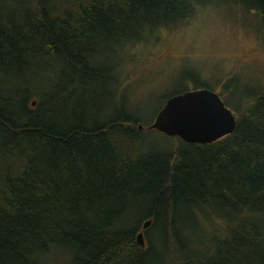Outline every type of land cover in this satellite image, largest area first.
<instances>
[{
  "label": "trees",
  "instance_id": "trees-1",
  "mask_svg": "<svg viewBox=\"0 0 264 264\" xmlns=\"http://www.w3.org/2000/svg\"><path fill=\"white\" fill-rule=\"evenodd\" d=\"M220 6L264 29V0H0V264H264V93L199 145L123 84L130 47Z\"/></svg>",
  "mask_w": 264,
  "mask_h": 264
},
{
  "label": "rangeland",
  "instance_id": "rangeland-1",
  "mask_svg": "<svg viewBox=\"0 0 264 264\" xmlns=\"http://www.w3.org/2000/svg\"><path fill=\"white\" fill-rule=\"evenodd\" d=\"M229 8L244 11L231 6L202 9L187 27L173 32L163 29L126 51L121 72L127 102L140 106L147 122L166 99L194 90L202 82L219 93L234 115L237 100L248 93H264L260 16L249 11L234 17ZM103 61V68L112 72L113 56L107 54ZM114 96L116 102L120 100L118 93Z\"/></svg>",
  "mask_w": 264,
  "mask_h": 264
},
{
  "label": "water",
  "instance_id": "water-1",
  "mask_svg": "<svg viewBox=\"0 0 264 264\" xmlns=\"http://www.w3.org/2000/svg\"><path fill=\"white\" fill-rule=\"evenodd\" d=\"M234 128L235 116L216 93L207 89L187 91L168 98L151 125V129L166 137L199 145L229 136ZM149 226V221L144 222L142 230ZM136 242L144 247L142 232L137 234Z\"/></svg>",
  "mask_w": 264,
  "mask_h": 264
}]
</instances>
